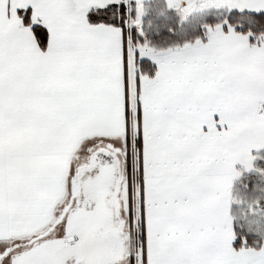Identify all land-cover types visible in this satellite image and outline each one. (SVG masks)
Listing matches in <instances>:
<instances>
[{"label": "snow or ice", "instance_id": "6c2138e0", "mask_svg": "<svg viewBox=\"0 0 264 264\" xmlns=\"http://www.w3.org/2000/svg\"><path fill=\"white\" fill-rule=\"evenodd\" d=\"M0 264H264V0H0Z\"/></svg>", "mask_w": 264, "mask_h": 264}]
</instances>
